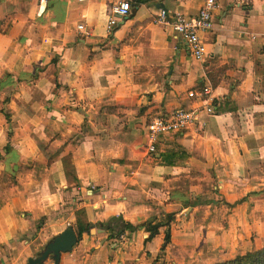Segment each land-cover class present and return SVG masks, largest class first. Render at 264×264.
I'll return each instance as SVG.
<instances>
[{
    "label": "crops",
    "instance_id": "crops-1",
    "mask_svg": "<svg viewBox=\"0 0 264 264\" xmlns=\"http://www.w3.org/2000/svg\"><path fill=\"white\" fill-rule=\"evenodd\" d=\"M122 1L0 0V264H28L79 212L93 227L60 264H215L264 248V0H218L201 61L153 19L205 0H125L109 33ZM204 86L207 100L189 97ZM180 107L199 123L148 157V124ZM115 217L130 225L120 235L103 227Z\"/></svg>",
    "mask_w": 264,
    "mask_h": 264
},
{
    "label": "built area",
    "instance_id": "built-area-1",
    "mask_svg": "<svg viewBox=\"0 0 264 264\" xmlns=\"http://www.w3.org/2000/svg\"><path fill=\"white\" fill-rule=\"evenodd\" d=\"M218 0H205L199 14L189 16L180 10L161 8L154 17L153 22L164 27H171L189 45L190 51L196 60H203L207 55V47L202 40V34L214 28L213 16L218 8ZM132 9L130 1H122L113 6V16L107 24V31L113 32L118 22V16L128 15ZM83 29V25L79 26ZM211 94L209 86L200 87L188 93L189 97L207 100ZM210 114L214 113L211 106L206 108ZM201 109L175 108L165 114L154 117L148 124L146 153L148 157L154 156L158 151L160 138L163 135L184 131L199 123Z\"/></svg>",
    "mask_w": 264,
    "mask_h": 264
},
{
    "label": "trees",
    "instance_id": "trees-1",
    "mask_svg": "<svg viewBox=\"0 0 264 264\" xmlns=\"http://www.w3.org/2000/svg\"><path fill=\"white\" fill-rule=\"evenodd\" d=\"M82 212H79L78 220H77V235L78 238H81L85 233H88L90 229L93 227V224L87 223L82 218ZM114 224V225H113ZM103 227L105 228H114L115 231H117V234L120 235L124 229L130 228V225L125 223L123 219L120 218H112L108 222H106ZM158 227V226H157ZM158 232L157 229L151 230V235L149 236V239L155 236V234ZM166 239L168 240L170 238V232L166 234ZM215 264H264V248L261 250L251 251L244 255H238L233 259L225 260L221 262H217Z\"/></svg>",
    "mask_w": 264,
    "mask_h": 264
},
{
    "label": "water",
    "instance_id": "water-1",
    "mask_svg": "<svg viewBox=\"0 0 264 264\" xmlns=\"http://www.w3.org/2000/svg\"><path fill=\"white\" fill-rule=\"evenodd\" d=\"M77 242V231L73 226H69L54 237L37 257L30 258L28 264H45L49 258L54 260V264H60L62 253L71 252Z\"/></svg>",
    "mask_w": 264,
    "mask_h": 264
}]
</instances>
